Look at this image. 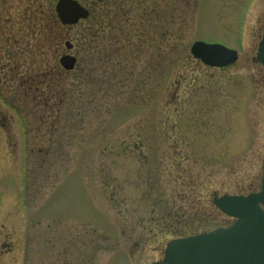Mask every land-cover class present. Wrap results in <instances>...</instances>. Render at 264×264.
I'll return each mask as SVG.
<instances>
[{
	"label": "rangeland",
	"instance_id": "1",
	"mask_svg": "<svg viewBox=\"0 0 264 264\" xmlns=\"http://www.w3.org/2000/svg\"><path fill=\"white\" fill-rule=\"evenodd\" d=\"M77 1L64 25L56 0H0V264H150L260 186L264 0Z\"/></svg>",
	"mask_w": 264,
	"mask_h": 264
},
{
	"label": "water",
	"instance_id": "2",
	"mask_svg": "<svg viewBox=\"0 0 264 264\" xmlns=\"http://www.w3.org/2000/svg\"><path fill=\"white\" fill-rule=\"evenodd\" d=\"M54 9L64 25L74 24L88 14L77 0H57ZM64 44L66 49L71 48L68 41ZM190 53L210 67L227 66L237 59L234 49L218 43L195 41ZM256 59L264 65V34ZM75 61L70 54L59 58L66 70L72 69ZM212 203L235 221L226 227L169 240L162 259L151 264H264V168L258 191L246 195L214 194Z\"/></svg>",
	"mask_w": 264,
	"mask_h": 264
},
{
	"label": "trees",
	"instance_id": "3",
	"mask_svg": "<svg viewBox=\"0 0 264 264\" xmlns=\"http://www.w3.org/2000/svg\"><path fill=\"white\" fill-rule=\"evenodd\" d=\"M101 28H98L96 31H95V33H94V39L95 40H97L98 39V41H100L101 39H102V37H103V35H104V33H103V31L102 30H100ZM119 32H121V28H119L118 30H117V32H115L114 33V36H113V39H112V42H111V44H109L110 46H114V45H116V43H118V42H121V41H125L124 40V38H122L121 36H120V34H118ZM106 34V33H105ZM118 36H119V38H118ZM101 38V39H100ZM100 39V40H99ZM120 39H122V40H120ZM103 48V47H102ZM102 48H99L94 54L96 55V54H98V57H99V54H100V50L102 49ZM101 58V57H100Z\"/></svg>",
	"mask_w": 264,
	"mask_h": 264
},
{
	"label": "flooded vegetation",
	"instance_id": "4",
	"mask_svg": "<svg viewBox=\"0 0 264 264\" xmlns=\"http://www.w3.org/2000/svg\"><path fill=\"white\" fill-rule=\"evenodd\" d=\"M263 25H264V23H263ZM264 32V30L262 31V33ZM253 62H256L255 60H253ZM261 65V64H260ZM261 67H262V69L264 70V66H262L261 65ZM31 87V86H30ZM263 163H264V152H263Z\"/></svg>",
	"mask_w": 264,
	"mask_h": 264
}]
</instances>
